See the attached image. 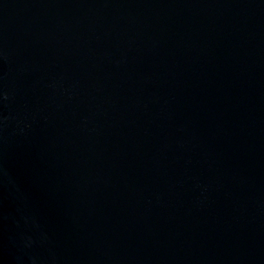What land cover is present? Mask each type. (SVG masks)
<instances>
[{
	"label": "water",
	"instance_id": "water-1",
	"mask_svg": "<svg viewBox=\"0 0 264 264\" xmlns=\"http://www.w3.org/2000/svg\"><path fill=\"white\" fill-rule=\"evenodd\" d=\"M0 264H264V0H0Z\"/></svg>",
	"mask_w": 264,
	"mask_h": 264
}]
</instances>
